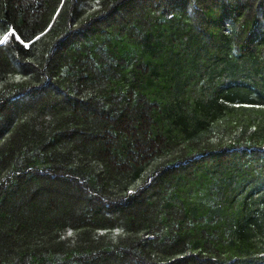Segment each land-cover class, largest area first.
Masks as SVG:
<instances>
[{"label":"trees","instance_id":"obj_1","mask_svg":"<svg viewBox=\"0 0 264 264\" xmlns=\"http://www.w3.org/2000/svg\"><path fill=\"white\" fill-rule=\"evenodd\" d=\"M0 264H264V0H0Z\"/></svg>","mask_w":264,"mask_h":264},{"label":"snow or ice","instance_id":"obj_2","mask_svg":"<svg viewBox=\"0 0 264 264\" xmlns=\"http://www.w3.org/2000/svg\"><path fill=\"white\" fill-rule=\"evenodd\" d=\"M7 39H8V36L5 35L4 38L2 40H0V43H4Z\"/></svg>","mask_w":264,"mask_h":264}]
</instances>
